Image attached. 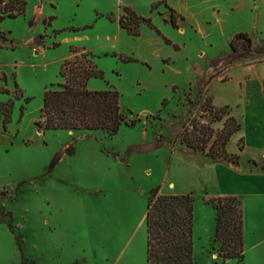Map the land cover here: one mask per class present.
<instances>
[{
	"label": "rangeland",
	"instance_id": "374dc122",
	"mask_svg": "<svg viewBox=\"0 0 264 264\" xmlns=\"http://www.w3.org/2000/svg\"><path fill=\"white\" fill-rule=\"evenodd\" d=\"M26 2L23 15L0 23V103H11L7 123L0 114V264H146L145 213L156 186L195 197L194 264H264V192L238 193L244 257L222 260L215 211L203 201L216 185L198 180L204 163L215 160L181 142L191 125L197 133L223 126L209 115L206 98L212 79L228 78L231 64L201 89L197 83L214 73L210 59L230 51L233 31H249L253 47L264 43V0ZM124 6L152 25L142 22L139 35H130L118 23ZM169 7L184 16L177 26ZM72 47L89 51L103 72L87 87L118 89L128 118L139 119L134 125L111 137L36 124L44 90L62 81L59 69ZM154 138L163 147L129 150Z\"/></svg>",
	"mask_w": 264,
	"mask_h": 264
},
{
	"label": "trees",
	"instance_id": "16d2710c",
	"mask_svg": "<svg viewBox=\"0 0 264 264\" xmlns=\"http://www.w3.org/2000/svg\"><path fill=\"white\" fill-rule=\"evenodd\" d=\"M26 5V0H0V23L5 18L23 15ZM169 9L170 22L173 26H177V17L183 19V16L176 14L171 7ZM123 11L118 23L132 36L139 35L140 23L147 22L152 25L149 17L138 15L129 6H124ZM229 47L230 51L226 55L210 59L209 67L214 73L207 79L201 78L197 83L198 88L201 89L204 82L207 83L217 76L222 66L241 58L264 56V43L253 47L252 38L244 31L233 34ZM71 53L73 55L66 58L59 69L62 81L44 90L36 124L51 130H101L111 137L117 134L123 124L134 125L139 119L128 118L120 105L118 89L113 86L101 90L87 87L89 79L103 76V72L94 63L91 53L76 47L71 48ZM123 59L132 60L130 57ZM206 101H208L209 115L214 120H223V126L216 131L203 126L197 133L195 132L197 128L191 125V132L186 137H182L181 142L215 161L227 160L237 164L238 155L228 153L225 147L231 135L241 129V123L231 114L228 105L215 106L212 103L209 105L211 97L206 98ZM10 111V102L0 103L3 124L9 121ZM188 125L189 123L183 126L184 130ZM241 141L242 138L239 148L242 145ZM163 144V139L154 138L151 141L131 145L129 150H154ZM159 188L156 186L152 189L145 213L146 264H194L195 197L192 192L160 193ZM203 201L211 205L215 211L214 238L220 243L221 259L242 260L244 257L242 200L237 195H212L204 196ZM22 264H25V260Z\"/></svg>",
	"mask_w": 264,
	"mask_h": 264
},
{
	"label": "crops",
	"instance_id": "0c3cea01",
	"mask_svg": "<svg viewBox=\"0 0 264 264\" xmlns=\"http://www.w3.org/2000/svg\"><path fill=\"white\" fill-rule=\"evenodd\" d=\"M238 31L249 32L244 29L233 31L229 41ZM229 67L228 78H213L209 91L211 103L215 106L228 105L231 114L241 123V129L231 135L225 147L228 153L238 155V163L227 160L204 163L199 182L210 178L216 185V190L211 193L205 191L204 196L238 195L249 187L264 192V61L244 58ZM224 83H228L229 87L213 89V85L220 87ZM245 118L250 125L248 130L241 122ZM240 138L241 148L238 146ZM242 157H246L245 162Z\"/></svg>",
	"mask_w": 264,
	"mask_h": 264
}]
</instances>
